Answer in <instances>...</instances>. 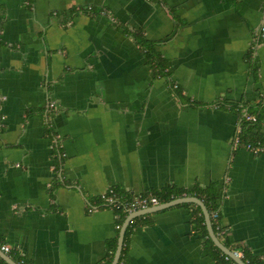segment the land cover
I'll list each match as a JSON object with an SVG mask.
<instances>
[{"label":"crops","instance_id":"crops-1","mask_svg":"<svg viewBox=\"0 0 264 264\" xmlns=\"http://www.w3.org/2000/svg\"><path fill=\"white\" fill-rule=\"evenodd\" d=\"M263 30L264 0H0L5 255L103 264L132 216L89 212L108 189L131 200L217 185L227 235L264 261V153L233 150L243 110L264 140ZM194 213L132 220L125 264H218Z\"/></svg>","mask_w":264,"mask_h":264},{"label":"trees","instance_id":"trees-1","mask_svg":"<svg viewBox=\"0 0 264 264\" xmlns=\"http://www.w3.org/2000/svg\"><path fill=\"white\" fill-rule=\"evenodd\" d=\"M137 42L142 49L143 53L147 55L148 61L151 63L154 71V75L156 77H161L163 72L167 69L165 65V60H163L160 53L157 52L156 46L150 42H148L145 38H143L141 32L135 33ZM179 90V89H176ZM250 114V112H248ZM251 115V114H250ZM258 123L260 122V115L257 116ZM250 124V123H249ZM256 124L247 125L242 136L243 144H256L261 143L264 147V140L259 138L258 135L255 134L254 126ZM155 195L160 199L162 204H166L172 202L177 199L193 197L197 198L204 203L206 206L212 221V226L215 231L216 236L222 242V244L227 247L232 252H238L242 255V260L246 264H264V261L261 258L256 257L248 248L241 246L234 242L225 231V228L222 226V218H221V206L223 200L225 198V193L223 190H219L217 185H211L206 188H202L199 186L194 187L191 190H177L174 188H166L164 191L155 193ZM188 206L195 208V213L193 216V224H197L200 228L199 232L201 237L204 239L206 243L207 250L214 256V259L218 264H236L233 259L229 258L225 255L212 241L210 238L208 228L206 225V219L203 214L202 209L195 204H188ZM133 226L129 227L126 232L125 240H124V248L122 251V256L119 264H125V256L127 252V242L129 241V237L132 234L131 229ZM118 240L119 234L117 238L110 242L109 251L106 257V260L103 264H112L115 254L118 249ZM0 264H7L2 258H0Z\"/></svg>","mask_w":264,"mask_h":264},{"label":"built area","instance_id":"built-area-1","mask_svg":"<svg viewBox=\"0 0 264 264\" xmlns=\"http://www.w3.org/2000/svg\"><path fill=\"white\" fill-rule=\"evenodd\" d=\"M88 10L92 12L93 8L88 7ZM174 89L175 90L179 89V85L175 84ZM50 107L55 108V104H52ZM245 123L256 124L258 123V118L254 115H250L246 110H243V114L238 124L235 138L233 140V150L235 151L243 147L247 149L249 152L253 153L254 155L259 156L264 153V147L263 145H261V143L258 142L256 144H252V143L243 144L242 136L244 134ZM55 143H58L57 140ZM160 205L161 202L159 198L155 196L137 195L134 196L131 200H125L118 194L117 190H115L114 188H110L106 192L101 194L100 206L90 205L89 212L93 213L99 208H109L117 211H124L126 214L130 215L135 212L145 211L150 208L158 207ZM0 244H1L0 246L1 252H3L6 255L11 254L12 250L10 246L2 243L1 239H0ZM238 254L239 256L242 257L240 253Z\"/></svg>","mask_w":264,"mask_h":264},{"label":"water","instance_id":"water-1","mask_svg":"<svg viewBox=\"0 0 264 264\" xmlns=\"http://www.w3.org/2000/svg\"><path fill=\"white\" fill-rule=\"evenodd\" d=\"M183 204H195L197 206H199L205 216L206 219V225L208 228V232L210 235V238L212 239V241L214 242V244L225 254L227 255L229 258L233 259L234 262L236 264H246L243 260L242 257L239 256V254L237 252H232L231 250H229L227 247H225L220 240L218 239V237L215 234V231L213 229L212 226V221H211V216L206 208V206L204 205V203L202 201H200L197 198H193V197H187V198H181V199H177L174 200L172 202L166 203V204H162L158 207L155 208H151L145 211H141L138 213H133L131 214L132 216H130V218L127 220L122 233L120 235V239H119V244H118V249L115 255V258L112 262V264H119L120 263V259L122 256V251H123V247H124V240H125V234H126V230L128 228V226L130 225V223L132 222V220H134L137 217L143 216V215H147V214H151V213H157L163 210H167L173 207H176L178 205H183ZM0 256L5 260V262L7 264H16L15 262H13L8 256H6L4 253H2L0 251Z\"/></svg>","mask_w":264,"mask_h":264},{"label":"flooded vegetation","instance_id":"flooded-vegetation-1","mask_svg":"<svg viewBox=\"0 0 264 264\" xmlns=\"http://www.w3.org/2000/svg\"><path fill=\"white\" fill-rule=\"evenodd\" d=\"M264 31V30H263ZM264 35V34H263Z\"/></svg>","mask_w":264,"mask_h":264}]
</instances>
